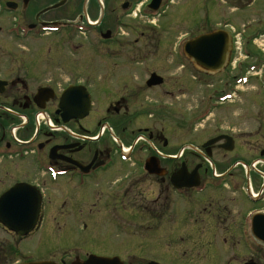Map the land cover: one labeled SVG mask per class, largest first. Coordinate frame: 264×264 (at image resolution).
Wrapping results in <instances>:
<instances>
[{
	"label": "flooded vegetation",
	"instance_id": "flooded-vegetation-1",
	"mask_svg": "<svg viewBox=\"0 0 264 264\" xmlns=\"http://www.w3.org/2000/svg\"><path fill=\"white\" fill-rule=\"evenodd\" d=\"M151 1L0 0V195L20 184L39 193V218L28 237H37L41 252L51 257L43 261L84 264L95 257L116 264H166L143 257L162 255L153 249L155 244L165 247L155 243L164 236L160 227L180 215V222L187 216L204 229L213 224L211 235L224 241L237 237L244 248L254 243L263 255L264 137L251 157L238 132L201 135L199 144L171 141V114L162 101L170 94V76L119 72V66L135 70L151 44L167 41L169 27L161 18L170 0H161L156 12ZM192 38L180 47L188 61L183 46ZM247 44L242 47L245 59L251 55ZM82 45L98 53L96 77L70 82L68 77L59 88L56 66L69 63V52ZM168 46L169 41L164 50ZM58 52L65 54V62ZM233 52L232 45L228 65ZM238 61L234 68L240 74L233 80L244 77L245 63ZM153 75L157 79L149 85ZM69 87L84 88L76 96L88 95V111L82 100L76 110L73 100L69 103V114L60 109V97ZM147 92L159 95L155 105L146 103ZM40 120L53 125L45 128ZM187 145L195 150L180 153ZM195 181L196 187L185 186ZM219 192L231 196L232 203L219 202ZM190 197L189 208L181 213ZM0 235L5 238L0 264L25 262V238L1 224ZM123 237L130 238V246L122 252ZM57 242L69 246V256L55 253ZM165 252L170 254L168 247ZM248 261L254 260L242 264Z\"/></svg>",
	"mask_w": 264,
	"mask_h": 264
},
{
	"label": "rangeland",
	"instance_id": "rangeland-1",
	"mask_svg": "<svg viewBox=\"0 0 264 264\" xmlns=\"http://www.w3.org/2000/svg\"><path fill=\"white\" fill-rule=\"evenodd\" d=\"M164 11L167 16L161 18V21L166 23L167 20L166 25L169 27L165 33L169 41L168 49L164 50L163 46L167 42L165 40L158 46L153 43L150 45L151 52L147 54L146 60L142 61L135 70L124 71V67L119 66V72L142 75L153 71L170 76V94L162 101L169 106L171 114L169 124L171 141L179 140L181 144L183 142L192 144L193 141V144H199L201 135L208 138L216 133L238 132L244 137L240 139L243 143L240 142L241 145L249 151L250 157L253 156L254 149L262 148L264 137V0H170ZM226 21L228 25L223 28L224 30H231L236 34L244 32L243 38H239V41L242 46L246 41L251 42L247 44L251 55L245 59L235 50L231 64H227L224 72H219L215 76L199 73L196 67L181 56L179 46L190 37L209 33L211 28L213 30L222 28ZM160 23L156 21V25ZM257 30L262 32L258 33ZM163 37L161 34L160 40ZM59 54L65 62V54L62 52ZM97 60V51L87 45L69 52V63L58 64L55 68V79L59 88L66 85L68 77L69 82L71 79L83 80L88 76L96 77L93 74H97V70L93 69V65L97 64ZM237 60L244 62L246 66L256 67V70L249 71L242 67L241 74L244 75L245 81L239 85L236 80H232L240 74L237 66L236 69L234 68V62ZM255 74L258 77H251ZM232 90L237 93L231 94ZM229 94L232 95V100L224 103L217 98ZM145 95L148 106H153L159 101V95L154 92H147ZM213 105H216L215 109ZM174 116L176 123L173 121ZM204 116H207V119L201 123L200 119ZM40 121L45 128H48L47 123ZM240 153L246 154L245 150ZM260 167L256 166V169L260 170ZM217 198L219 202L224 198L229 204L233 201L231 196L223 195L221 192L217 193ZM192 200L193 197L186 200L188 207L180 209L181 213L189 208ZM180 218L181 215L174 223H169L171 225L164 224L160 227L159 233H163L164 236L155 243L165 247L155 244L153 249L160 250L161 253L163 251L162 255L152 257L144 255V260L163 259L171 264H242L248 259L259 262L260 258H263L260 264H264V252L262 251L263 255L258 253L256 244L252 243L246 249L237 237L224 241L222 238L212 236L213 224L210 227L207 225L208 229H204L202 223L193 224L192 220L187 221V216L184 222H180ZM143 236L145 240L148 239V236ZM150 238L153 241L156 239ZM4 239L0 235V241ZM129 239L126 237L121 239L122 252L126 246H130L127 241ZM140 243L137 244L141 245ZM56 246L55 253L61 254V258L65 253L69 256L68 245L57 242ZM166 247L169 248L170 254L165 252ZM41 248L39 239L34 235L24 239L21 243V255L24 261L38 262L51 259L48 254L41 252ZM63 260L69 261L65 258ZM138 260L140 262V259Z\"/></svg>",
	"mask_w": 264,
	"mask_h": 264
},
{
	"label": "water",
	"instance_id": "water-1",
	"mask_svg": "<svg viewBox=\"0 0 264 264\" xmlns=\"http://www.w3.org/2000/svg\"><path fill=\"white\" fill-rule=\"evenodd\" d=\"M160 0H152L150 7L153 10L158 8ZM229 43L228 37L223 32H215L195 38L185 45L184 52L198 67L219 72L227 64ZM156 78L149 82L154 84ZM83 88H69L60 98L59 107L64 113L69 114V103L73 100L76 110L77 103L82 100L83 106L88 110L89 100L86 95L76 96V92ZM76 107V108H75ZM67 114V115H68ZM215 142V141H212ZM197 182L187 183L186 187L196 186ZM40 211V196L35 189L30 186L20 184L7 190L0 196V224L6 229L15 233L19 237L27 236L31 233L37 223ZM264 243L263 241H261ZM115 259L90 257L84 264H116ZM25 264H53L50 262L25 263ZM120 264V263H118ZM155 264V263H154ZM253 264V263H246Z\"/></svg>",
	"mask_w": 264,
	"mask_h": 264
},
{
	"label": "bare ground",
	"instance_id": "bare-ground-1",
	"mask_svg": "<svg viewBox=\"0 0 264 264\" xmlns=\"http://www.w3.org/2000/svg\"><path fill=\"white\" fill-rule=\"evenodd\" d=\"M228 59V58H227Z\"/></svg>",
	"mask_w": 264,
	"mask_h": 264
}]
</instances>
